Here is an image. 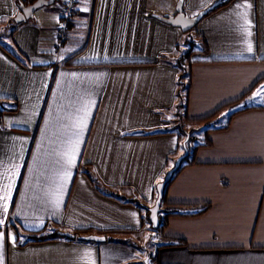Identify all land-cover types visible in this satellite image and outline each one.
Segmentation results:
<instances>
[{"label": "crops", "instance_id": "1", "mask_svg": "<svg viewBox=\"0 0 264 264\" xmlns=\"http://www.w3.org/2000/svg\"><path fill=\"white\" fill-rule=\"evenodd\" d=\"M176 2L78 0L59 39L61 0L20 23L0 0V106L17 104L0 117V264H264V0L209 11L187 55L185 31L154 15ZM203 127L165 187L159 239L136 251L157 182ZM56 231L105 240L19 245Z\"/></svg>", "mask_w": 264, "mask_h": 264}, {"label": "water", "instance_id": "2", "mask_svg": "<svg viewBox=\"0 0 264 264\" xmlns=\"http://www.w3.org/2000/svg\"><path fill=\"white\" fill-rule=\"evenodd\" d=\"M57 0H35L33 3L25 5L22 2H18L17 4V12L13 16V21L16 23H20L23 21H26L33 17L34 11L42 6H48L56 2ZM183 2L184 0H177L175 5V13L174 14H164V15H157L154 14L158 19L172 25L175 27L180 28L182 31H188L192 29L195 25L199 23V21L205 16L209 11L213 10L215 7H217L219 4H221L222 0H215L205 8L199 10L195 15H189L187 12L183 9ZM189 134L186 132V138L182 141V147L184 149V152L181 153L174 161V164L172 167H170L164 174L162 180L157 182L155 189H156V198L154 200L153 205L151 206H145V209L147 210V217L148 220L151 223V226L153 228H156L159 226V213L161 212V202L164 195V190L167 182L172 177V174L177 170V168L180 166L182 160L188 156V146L187 141L189 140ZM61 235L69 237V238H78L81 240H89V241H96L101 242L105 240L104 235L100 234H85V235H75L73 232L69 231H63L60 232Z\"/></svg>", "mask_w": 264, "mask_h": 264}, {"label": "trees", "instance_id": "3", "mask_svg": "<svg viewBox=\"0 0 264 264\" xmlns=\"http://www.w3.org/2000/svg\"><path fill=\"white\" fill-rule=\"evenodd\" d=\"M35 0H17V3L18 2H22V3H24L25 5H27V4H30V3H33ZM227 2V0H225L224 2H222L221 4H224V3H226ZM6 48V47H5ZM6 50L14 57V58H16L19 62H21L22 64H24V65H26L27 63L25 62V60H24V58L21 56V54L20 53H18V52H14V51H11V50H9V49H7L6 48ZM192 50H194L193 48H191L188 52L186 51L185 53H186V55L188 54V53H190ZM204 50H207L206 48L204 49ZM182 61H183V57H178L176 60H175V65H177V67H179L180 69H181V72H180V74H179V76H178V85H179V89L180 90H186L187 89V86H188V72H187V67H184V66H182L183 65V63H182ZM3 101H2V98H0V105H1V103H2ZM16 109H17V104H16V102H14L13 103V105L11 106V107H9V108H7V107H4V106H0V117H1V114L4 112V111H6V110H8V111H16ZM189 139H191V136L189 137ZM189 148V147H188ZM187 157H185L183 160H182V162H181V164H180V166L177 168V170L172 174V177L170 178V180L167 182V184H166V186L165 187H167V185L171 182V180L174 178V176L177 174V172L183 167V166H185V165H187ZM165 200V190H164V195H163V198H162V202ZM139 202V201H138ZM203 209H200V210H198V211H196V212H200V211H202ZM162 211V210H161ZM162 213V212H161ZM186 213V212H185ZM191 212H189V214H190ZM174 214H183V212H181V211H177V210H175V209H169V210H166L165 212H163V214L162 215H164L165 217H168L169 215H174ZM187 214V213H186ZM161 215V216H162ZM160 226H162L161 224H160ZM59 237H61V238H65V239H67V240H71V238H69V237H66V236H63V235H61L60 234V232L59 231H56L55 233H50V234H33V235H30L25 241H23V242H21V243H19V245L20 246H22V245H25V244H28V243H36V242H43V241H49V240H55V239H57V238H59Z\"/></svg>", "mask_w": 264, "mask_h": 264}, {"label": "rangeland", "instance_id": "4", "mask_svg": "<svg viewBox=\"0 0 264 264\" xmlns=\"http://www.w3.org/2000/svg\"><path fill=\"white\" fill-rule=\"evenodd\" d=\"M57 1H58V0H57ZM57 1H56L55 3H57ZM52 5H53V4H51V5H49V6H52ZM49 6H42V7H49ZM197 25H198V24H197ZM197 25H195V27H196ZM188 31H189V30H188ZM188 31H185V32H184L185 35H184V40H183V41H185V46H184L185 48H184V51H187V52H188L191 48L196 49V48H199V47L202 45V43H201L199 37L196 36L194 33H190V32H188ZM9 32H10L9 30H4L3 32H0V42H6V43H9ZM183 61L186 62V59L183 58ZM183 63H184V62H183ZM204 128L206 129V127H203V128L198 129L197 131H199V132H197V131L194 130V131H193V134L191 135V136H192L191 139H189V140L187 141V146L189 147V148H188V151H191L190 156L193 154V148H194V146H195V144H196L197 138H198V139H202L200 131H204ZM184 138H186V135L183 136V139H184ZM179 151H181V153H183V152H184L183 147H180V148H179ZM149 222H150V221H149ZM149 224H151V223H149ZM162 227H163V226H161L160 228H159V227L153 228L152 226L148 225V229H150V231H151L152 233H155V234H151V235H149V234L146 232V233H143V234L141 235V239H140V240L134 241V246H135L136 251L141 252V251H143L145 245H146L148 242H152V240L157 241V238L159 239L160 236H159V235H156V234H157L156 231L161 232V231H162ZM148 250H149V249H148ZM150 251H151V250H150Z\"/></svg>", "mask_w": 264, "mask_h": 264}, {"label": "built area", "instance_id": "5", "mask_svg": "<svg viewBox=\"0 0 264 264\" xmlns=\"http://www.w3.org/2000/svg\"><path fill=\"white\" fill-rule=\"evenodd\" d=\"M60 17L57 26L56 36L64 39L67 35V26L73 17V13L77 7L78 0H61Z\"/></svg>", "mask_w": 264, "mask_h": 264}, {"label": "snow or ice", "instance_id": "6", "mask_svg": "<svg viewBox=\"0 0 264 264\" xmlns=\"http://www.w3.org/2000/svg\"><path fill=\"white\" fill-rule=\"evenodd\" d=\"M249 51H251V48L249 47ZM259 91L257 93V95H259ZM7 210V205H5V211ZM0 224H3V220H0ZM4 238V234L0 233V240H2Z\"/></svg>", "mask_w": 264, "mask_h": 264}]
</instances>
